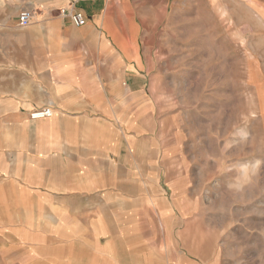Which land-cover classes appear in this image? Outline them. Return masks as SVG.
Masks as SVG:
<instances>
[{
	"label": "crops",
	"instance_id": "obj_1",
	"mask_svg": "<svg viewBox=\"0 0 264 264\" xmlns=\"http://www.w3.org/2000/svg\"><path fill=\"white\" fill-rule=\"evenodd\" d=\"M139 35L108 0H0V264H173V155Z\"/></svg>",
	"mask_w": 264,
	"mask_h": 264
},
{
	"label": "rangeland",
	"instance_id": "obj_2",
	"mask_svg": "<svg viewBox=\"0 0 264 264\" xmlns=\"http://www.w3.org/2000/svg\"><path fill=\"white\" fill-rule=\"evenodd\" d=\"M108 3L157 55L155 127L176 186L168 258L264 264V0Z\"/></svg>",
	"mask_w": 264,
	"mask_h": 264
},
{
	"label": "built area",
	"instance_id": "obj_3",
	"mask_svg": "<svg viewBox=\"0 0 264 264\" xmlns=\"http://www.w3.org/2000/svg\"><path fill=\"white\" fill-rule=\"evenodd\" d=\"M62 14L69 16L76 26H83L87 22L85 16L80 12L68 13L67 11H63ZM32 20L33 14L31 12L25 11L20 14L18 22L21 27H26L31 24ZM50 116H52V110L49 108L38 110L32 114L33 119H40Z\"/></svg>",
	"mask_w": 264,
	"mask_h": 264
}]
</instances>
